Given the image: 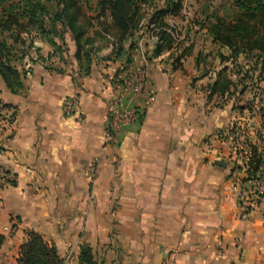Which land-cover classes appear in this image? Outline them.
Here are the masks:
<instances>
[{
    "label": "crops",
    "instance_id": "obj_1",
    "mask_svg": "<svg viewBox=\"0 0 264 264\" xmlns=\"http://www.w3.org/2000/svg\"><path fill=\"white\" fill-rule=\"evenodd\" d=\"M199 34L179 35L177 51L149 56L150 95L133 101L141 119L115 147L105 140L109 83L124 65L141 68L138 53L112 67L86 65L70 35V61L63 52L60 62L19 67L28 73L18 94L0 79V101L11 107L0 109V168L14 177L0 191V264L16 263L31 232L64 264H80L86 245L96 264H264V203L243 214V152L251 158L256 146L264 154L260 95L246 96L248 81L243 93L231 85L212 95L223 68L236 82L234 66L218 59L210 67L193 43ZM73 96L81 120L64 115Z\"/></svg>",
    "mask_w": 264,
    "mask_h": 264
},
{
    "label": "trees",
    "instance_id": "obj_2",
    "mask_svg": "<svg viewBox=\"0 0 264 264\" xmlns=\"http://www.w3.org/2000/svg\"><path fill=\"white\" fill-rule=\"evenodd\" d=\"M234 3L243 12L234 24L215 16L214 23L207 27L212 42L231 52V58L222 57V62H230L245 51L253 53L259 49L261 54L256 55L254 69L234 68L235 83L228 80L227 67L223 68L212 86V95L217 91L225 92L231 85L235 89L238 85L243 86V93L247 81L253 90H259L262 77L255 73H264V44L255 39L258 32L264 31V0H234ZM183 9L184 0H0V79L13 94L24 88L23 79L28 71L20 70L18 63L27 59L37 38L48 43L55 52H61L59 41L66 45V35H72L76 46L74 57L87 65L92 61V48L100 35L113 36V52L119 51L127 62L131 61L136 43L131 41L127 45L130 50L125 46L142 31L158 38L154 57L158 58L165 50L177 51L183 42L177 43L181 33L177 27L169 25L167 19L179 18ZM30 60L32 63L42 61L40 58ZM258 105L264 123V99H259ZM1 108L11 107L0 101ZM252 151L249 168L245 171L246 181L250 176L264 174V154L256 146ZM252 191L253 187L249 186L246 198L249 202ZM256 203H264V195L259 196ZM4 242L5 237L0 235V250ZM79 263L96 264L89 246L81 248ZM15 264H64V260L54 245L40 234L31 232L20 246Z\"/></svg>",
    "mask_w": 264,
    "mask_h": 264
},
{
    "label": "rangeland",
    "instance_id": "obj_3",
    "mask_svg": "<svg viewBox=\"0 0 264 264\" xmlns=\"http://www.w3.org/2000/svg\"><path fill=\"white\" fill-rule=\"evenodd\" d=\"M242 13L243 12L240 10V8L234 3V0H184L182 16L179 18L170 17L167 19V21L171 26L178 28V31L181 33V37L182 35L185 36V34L187 35L188 33L191 37L196 35L198 32L201 34H199L198 37H195L193 43L197 49L207 51L204 61L207 62L210 67H212L218 64V59L222 62V57L231 58V52H229V50L226 48H219V45L214 44L212 40L206 36V34L201 32V30L205 28L207 29L209 23H214L216 20L215 16L222 18L226 21V23L232 25L236 22V19L242 15ZM91 33H94V30H92ZM135 37L136 48L134 49V54L137 55L138 53L139 58L144 57L146 61H149V56H152L156 45V42L153 39L154 37L149 32L144 31L136 34ZM255 39L259 40L260 44H264V31L258 32V34L255 36ZM113 43L114 37L111 35H100L97 37L92 48V61H94L95 64L106 65V67H112L115 62L121 64V62L126 61V57L122 56L119 51L116 52L115 50L113 52ZM59 44L61 47V52H55L48 43L42 41L40 38H37L34 48L30 50L29 56L27 59H25L28 61V63H25V60H22V62L20 61L18 63L20 64L18 66H25V68L28 69V65H31L32 63L30 58H40L42 61L48 63V65H50L52 61L60 62L62 61L63 52L67 56V61H70V47L72 46V37L70 34H68L66 37V45H63L61 41H59ZM37 48H39V50H37ZM136 50H138V52ZM260 54L261 51L259 49L254 50L253 53L245 51L235 59L233 58L230 64H233L234 68L238 70L242 69L244 71H248L255 68L256 55ZM108 62H110V64H107ZM203 73H205V70ZM257 76L259 78L260 76L262 77V88H260V91L257 93L251 88L248 93H246V96L249 97L248 95H250L251 97H254V94L259 93L260 96H255L254 98L262 100L264 98V73L263 75ZM247 105V101L240 103V106L249 108ZM240 121L236 120L235 123L237 124Z\"/></svg>",
    "mask_w": 264,
    "mask_h": 264
},
{
    "label": "built area",
    "instance_id": "obj_4",
    "mask_svg": "<svg viewBox=\"0 0 264 264\" xmlns=\"http://www.w3.org/2000/svg\"><path fill=\"white\" fill-rule=\"evenodd\" d=\"M153 39L155 42L158 40L157 37ZM136 51L138 52V50ZM146 63V59H143L141 68L138 71L129 64L124 65L110 80L109 87L113 96L109 106V127L105 137L107 145L118 146L120 136L126 127L140 121L141 113L132 104L140 95H150L151 75L146 69ZM63 112L66 117L74 116L81 120L82 115L76 96L64 100ZM250 156L251 152L245 149L242 158L244 171L249 168ZM89 171L91 176L96 174V163L90 166ZM13 179L12 174L0 168V191L11 186ZM249 179V186L253 187V191L250 196L251 201H247L248 205L244 209V216L250 212L254 205H257V198L264 195V174L258 173L256 176H250ZM246 198L247 193H245V200Z\"/></svg>",
    "mask_w": 264,
    "mask_h": 264
}]
</instances>
